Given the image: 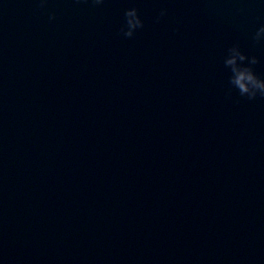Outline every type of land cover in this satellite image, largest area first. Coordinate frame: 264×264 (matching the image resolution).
Wrapping results in <instances>:
<instances>
[{"label": "water", "instance_id": "1", "mask_svg": "<svg viewBox=\"0 0 264 264\" xmlns=\"http://www.w3.org/2000/svg\"><path fill=\"white\" fill-rule=\"evenodd\" d=\"M261 23V0H0V264H264V96L224 63L264 76Z\"/></svg>", "mask_w": 264, "mask_h": 264}, {"label": "clouds", "instance_id": "2", "mask_svg": "<svg viewBox=\"0 0 264 264\" xmlns=\"http://www.w3.org/2000/svg\"><path fill=\"white\" fill-rule=\"evenodd\" d=\"M43 3L44 0H41ZM99 2V0H97ZM264 3V0H261ZM167 13V8H161L159 16ZM56 13H50V18L55 17ZM125 20L121 25V31L125 36H132L135 30L142 27L144 20L139 12L138 7L133 4L125 9ZM159 16L157 19H159ZM255 39L257 41H264V23H261L255 32ZM247 54L241 48L234 44L225 56L224 63L231 66L230 89L238 90L240 95H247L249 98H254L257 95L264 96V76L258 74L253 65L256 63L258 57L252 55L248 63H244Z\"/></svg>", "mask_w": 264, "mask_h": 264}]
</instances>
